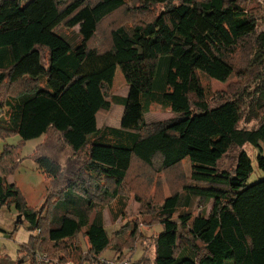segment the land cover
Returning <instances> with one entry per match:
<instances>
[{"label": "trees", "instance_id": "1", "mask_svg": "<svg viewBox=\"0 0 264 264\" xmlns=\"http://www.w3.org/2000/svg\"><path fill=\"white\" fill-rule=\"evenodd\" d=\"M26 1L0 0V140L16 135L28 142L53 131L84 161L35 209L7 182L21 162L18 150L5 147L0 154V208L12 206L21 224L39 232L19 248L23 259L16 264H36L37 255L66 264L63 242L79 236L83 244L72 248L78 264H101L108 250L134 253L145 239L138 223L114 242L103 217L106 206L133 193L139 215L160 228L153 260L136 264H264V179L248 184L252 163L242 150L264 146V30L248 0H30L22 6ZM129 2L136 4L128 9ZM123 9L131 25L112 29L107 44L96 47L100 25ZM117 69L128 93L110 102ZM202 77L236 83L214 95ZM212 96L220 100L214 107ZM112 104L123 108L120 127L98 129V114ZM156 105L174 118L147 124ZM234 151V167L221 168ZM255 160L264 171V159ZM35 163L51 182L63 180L62 166L51 158L38 156ZM184 163L191 185L165 194L163 175ZM151 198H159L156 209ZM194 199L210 202V212L194 215Z\"/></svg>", "mask_w": 264, "mask_h": 264}, {"label": "rangeland", "instance_id": "2", "mask_svg": "<svg viewBox=\"0 0 264 264\" xmlns=\"http://www.w3.org/2000/svg\"><path fill=\"white\" fill-rule=\"evenodd\" d=\"M27 2L22 3V6H25ZM135 2H129L127 7L129 9L134 7ZM136 6V5H135ZM248 7L256 10V15L259 20V29L260 31L264 30V0H248ZM125 8V9H126ZM117 12L110 19L103 22L100 25V28L95 36V46L102 47L108 42V36L112 29L119 26L131 25V22L126 16V11ZM160 9H157V11ZM78 29L75 28L73 32H69V37L74 39L76 37ZM202 84L205 87H209L211 92L215 94L225 93L229 84L236 83L235 79H232L226 84H222L216 80H208L205 77L201 78ZM128 93V87L124 82L122 74L119 69L116 70L112 87L108 93V101H112L113 97H125ZM219 99L216 97H211L209 104L211 107L216 106L219 103ZM123 108L116 106L115 104L111 105V109L106 114H98L97 116V127L98 129H103L105 127L119 128L122 118ZM174 118L168 110L163 109L159 106H153L149 112L145 115V122L147 124L168 121ZM5 147H13L18 150L20 163L15 167L13 173L7 178L9 184H15L19 189L21 195L25 199L29 207H35L38 209L44 203L45 196H47L48 191H57L61 188L68 178L69 174L79 165L83 163V159L78 160L75 157L69 148L64 146L60 140L59 135L50 131L46 136H42L38 139H34L28 142H22L18 136H11L6 139L0 140V154L3 152ZM248 156L251 158V165L253 173L251 174L248 184L253 185L264 179V171L259 170L255 158L261 157L264 159V146L259 143L255 149L250 146H245L243 149ZM238 154V151L231 153L230 157L225 158L222 161L221 168L231 169L234 167V158ZM38 156H47L60 164L63 168L64 177L63 180L58 183H53L46 178V176L37 169L35 163V157ZM142 169V168H141ZM143 170V169H142ZM141 170V171H142ZM185 173V176H182L180 173ZM189 179V165L184 163L179 169H175L172 173L163 175V184L164 187L168 188L169 191L165 192L171 193L172 189L182 188L184 185H191L188 183ZM177 180V182H176ZM130 188L133 190L135 188V183L132 180L128 181ZM129 193V192H127ZM139 193V192H137ZM152 193L151 191L148 193ZM126 193L121 194V196L127 197ZM140 195L143 196L140 192ZM140 198L135 193L128 196L127 199L124 198L122 201L111 202L109 206H106L103 209V217L105 221V229L108 236L112 239H115L114 242L122 241L119 237H126L131 231L134 223H138V233L142 232L145 236L143 241H139L136 244L135 252H130L131 250H123L122 253H116L115 251L108 250L103 253L101 260H110L114 264H136L139 259L143 257L150 261L153 260V239L160 231V228L157 224L151 225L150 216H141L138 213V203L136 200ZM152 199V198H151ZM159 198L151 200V203L155 205L156 209L159 207L157 203ZM124 203V206L122 207ZM194 215H199L204 211L208 214L211 210V203L206 206L202 204L198 199L193 200V207L191 209ZM121 214V216L118 214ZM20 216L11 206L0 208V259L7 257L8 260L4 264L10 263L13 261L16 264L19 257L23 259L22 251L19 250V242H21L20 237L23 234L31 233L27 224H21L23 217L20 216L19 220H16V217ZM114 216H117L114 218ZM17 221V222H16ZM153 221V220H152ZM17 224V225H16ZM137 233V234H138ZM39 232H34V236L37 237ZM84 241L82 236H79L78 241L67 240L63 242L65 248L69 251L66 253V264H78L77 256L79 252H73V246H75ZM42 255H37L40 257ZM44 256V255H43ZM42 260H37L36 264H47L49 261L47 258L42 257ZM45 261V263H43ZM145 261V260H144ZM101 264L102 261H100ZM143 263V262H142ZM24 264H31V262L26 261Z\"/></svg>", "mask_w": 264, "mask_h": 264}, {"label": "crops", "instance_id": "3", "mask_svg": "<svg viewBox=\"0 0 264 264\" xmlns=\"http://www.w3.org/2000/svg\"><path fill=\"white\" fill-rule=\"evenodd\" d=\"M0 235H1V234H0ZM31 236H34V233L31 232V233L23 234V235L20 237V239H21L20 241H21V242H19V246H22V245L26 244ZM6 260H8L7 257L1 258V259H0V263H1V264H4L5 262H7ZM13 263H15V262L10 261V263H8V264H13Z\"/></svg>", "mask_w": 264, "mask_h": 264}, {"label": "built area", "instance_id": "4", "mask_svg": "<svg viewBox=\"0 0 264 264\" xmlns=\"http://www.w3.org/2000/svg\"><path fill=\"white\" fill-rule=\"evenodd\" d=\"M42 257H44V256H42ZM42 257H39V260H42L43 259ZM101 261L103 264H114L113 261H110V260L109 261L108 260H101ZM45 262H47V261L44 260L43 263H45Z\"/></svg>", "mask_w": 264, "mask_h": 264}, {"label": "water", "instance_id": "5", "mask_svg": "<svg viewBox=\"0 0 264 264\" xmlns=\"http://www.w3.org/2000/svg\"><path fill=\"white\" fill-rule=\"evenodd\" d=\"M19 219H20V216H17V217H16V220H19Z\"/></svg>", "mask_w": 264, "mask_h": 264}]
</instances>
